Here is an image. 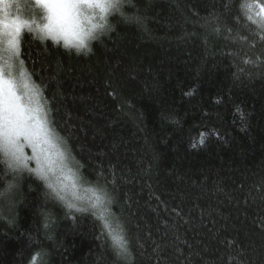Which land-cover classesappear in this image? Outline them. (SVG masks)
I'll list each match as a JSON object with an SVG mask.
<instances>
[{
  "label": "trees",
  "instance_id": "trees-1",
  "mask_svg": "<svg viewBox=\"0 0 264 264\" xmlns=\"http://www.w3.org/2000/svg\"><path fill=\"white\" fill-rule=\"evenodd\" d=\"M246 2L126 0L143 23L114 13L87 55L22 42L54 132L105 197L69 209L0 163V264H264V32Z\"/></svg>",
  "mask_w": 264,
  "mask_h": 264
},
{
  "label": "snow or ice",
  "instance_id": "snow-or-ice-1",
  "mask_svg": "<svg viewBox=\"0 0 264 264\" xmlns=\"http://www.w3.org/2000/svg\"><path fill=\"white\" fill-rule=\"evenodd\" d=\"M125 2L36 0L44 11L43 21L37 22L31 16L24 18L15 0H0V155L5 158L0 163L7 164L13 172H21L28 169V159H34L38 167L28 170L47 179L57 167L63 168L67 159L51 126L50 110L41 103L42 90L25 70L22 42L31 36L41 43L50 40L59 44L63 41L66 49L72 46L84 48L88 39L95 38L96 34L106 29L109 15L120 13L124 16L122 9ZM242 7L250 20L256 17L254 23L264 32V2L248 0ZM124 18L143 23L139 16ZM44 46L47 47L46 44ZM203 142L201 138L200 143ZM25 146L32 149L31 158L26 159ZM60 198L64 199L63 196ZM95 201L92 207L103 203V195H96ZM67 206L69 209L76 208L73 203ZM76 210L88 211L87 208ZM104 227L109 226L105 223ZM112 239L118 249L116 255L127 258L129 241L123 236H113Z\"/></svg>",
  "mask_w": 264,
  "mask_h": 264
},
{
  "label": "rangeland",
  "instance_id": "rangeland-1",
  "mask_svg": "<svg viewBox=\"0 0 264 264\" xmlns=\"http://www.w3.org/2000/svg\"><path fill=\"white\" fill-rule=\"evenodd\" d=\"M15 3L19 4L21 14L24 16V18H29L31 16V18L36 19L37 22L43 21L44 11L38 4H36V0H15ZM113 14L109 15L106 29L101 34H103L107 30L109 26V20ZM41 103L47 109L43 98H41ZM59 141L67 157V159L64 161L63 168L57 167L53 173L49 174L47 179L42 178L35 171L33 172H35V174H37L47 183L54 197H57L59 200L63 201L64 203L67 204L73 203L81 208L100 211L102 203L97 204L96 207H92V205L96 203L95 201L96 195H103V197H105L104 194L96 187L82 180L80 174L77 171V167L74 163V160L70 156L69 152L67 151L66 147L64 146L60 138ZM24 153L26 159L31 158L33 155L32 149L27 146H25L24 148ZM55 158L56 157L54 156V159ZM37 167L38 166L34 159H28V169L34 170ZM11 192L12 191L8 190L5 194L10 195ZM61 196H63L64 199H61L60 198ZM4 198L6 201H10V197H4Z\"/></svg>",
  "mask_w": 264,
  "mask_h": 264
},
{
  "label": "clouds",
  "instance_id": "clouds-1",
  "mask_svg": "<svg viewBox=\"0 0 264 264\" xmlns=\"http://www.w3.org/2000/svg\"><path fill=\"white\" fill-rule=\"evenodd\" d=\"M101 33L96 34L95 38H90L86 41V46L84 48H77L75 46L70 47L71 50H74L77 54H85L87 55L88 53H90L92 51L91 48V44L92 42H94L95 40H97L99 38ZM60 43H62L63 47H64V42L60 41Z\"/></svg>",
  "mask_w": 264,
  "mask_h": 264
}]
</instances>
